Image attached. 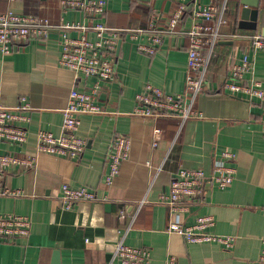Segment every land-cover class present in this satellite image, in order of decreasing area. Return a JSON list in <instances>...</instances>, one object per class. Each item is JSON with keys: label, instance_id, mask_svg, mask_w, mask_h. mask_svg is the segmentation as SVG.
I'll list each match as a JSON object with an SVG mask.
<instances>
[{"label": "crops", "instance_id": "0c3cea01", "mask_svg": "<svg viewBox=\"0 0 264 264\" xmlns=\"http://www.w3.org/2000/svg\"><path fill=\"white\" fill-rule=\"evenodd\" d=\"M61 1L0 0V12L44 17L56 25L100 21L111 28L147 27L155 13L153 24L164 28L178 3L105 0L104 16L90 19L81 11L63 9ZM242 1L199 0L218 7L228 23L222 27L210 58L206 90L195 102L201 116L184 124L174 118L154 120L134 112L136 96L146 84L174 95L185 91L189 39L183 32L191 28L195 0H188L179 32L167 36L154 56L141 53L138 42L125 39L120 43L117 77L102 84L100 92L104 113L81 116L79 134L87 142L82 157L71 160L40 154L32 170H7L4 187L23 193L0 195V216H27L33 228L29 237L13 242L0 238V264H119L115 251L120 242L148 248L151 264H165L169 256H175L178 264H250L259 260L264 248V103L257 98L230 96L223 89L232 66L244 53L254 64L246 81H260L264 88V51H252L246 38L264 35V0H259L256 29L240 27ZM69 35L80 38L82 33L72 31ZM87 37L97 39L93 31ZM62 50L58 28L45 41L33 40L11 54L4 55L0 49V104L14 108L25 97L32 108L28 142L23 146L2 142L0 154H35L39 130L62 133L63 110L71 90L94 86L95 79L60 66ZM155 129L162 130L157 146ZM119 134L131 138V156L109 186L105 183L108 155ZM225 149L236 154L237 173L229 188L208 189L201 200L184 204L186 208L176 212L160 204L180 168L210 173ZM65 184L93 190L98 199L65 210L61 199ZM123 209L125 217L120 215ZM201 216H213L215 231L236 238L234 247L191 244L168 232L172 222L191 226Z\"/></svg>", "mask_w": 264, "mask_h": 264}, {"label": "built area", "instance_id": "2783aa9c", "mask_svg": "<svg viewBox=\"0 0 264 264\" xmlns=\"http://www.w3.org/2000/svg\"><path fill=\"white\" fill-rule=\"evenodd\" d=\"M11 2L21 0H10ZM188 0H178L177 8L172 13L168 26L164 28L153 24L156 18L152 14L150 23L144 28H111L103 22L83 24L78 21L54 24L50 19L35 15H21L13 10L0 12V49L4 55L26 46L33 40L45 41L51 32L58 28L62 36V55L60 66L86 79H95L90 90L75 87L71 90L67 106L63 110L62 133L55 135L47 130H39L37 135V151L33 155L6 153L0 154V195L20 196L23 192L4 187L6 172L9 168L32 170L37 166L40 154L78 160L84 154L87 142L80 136L81 116L103 114L100 104L102 84L112 83L117 77V50L125 39L138 42V50L146 55L154 56L162 46L165 38L177 34L179 26L188 12ZM192 9L191 28L183 33L189 39L188 71L186 87L182 94H170L153 84H146L137 94V116L152 118H174L184 124L190 119L198 118L201 113L195 109L199 95L207 86V71L213 51L220 41L221 29L228 22L223 13L215 5H203L195 0ZM65 10L81 11L90 19H99L106 13L105 0H62ZM79 31L80 38H72L69 33ZM93 31L97 39L89 40L87 34ZM248 47L254 51H264V35L255 34L246 37ZM254 64L244 53L241 60L234 64L223 89L230 96H240L250 100L257 98L264 103V88L260 81L247 82L245 77L253 71ZM31 104L22 98L19 104L10 108L0 104V143L5 142L23 146L28 142L27 125L31 122ZM162 130L155 129L154 145H158V137ZM132 150L131 138L127 135H116L109 151V164L105 183L112 185L120 175L124 162L129 160ZM236 154L223 150L221 160L215 163L210 173L203 169L180 168L172 179L170 191L160 197V204L167 205L172 212L185 209L184 204L201 200L208 189L226 190L237 173ZM61 199L65 210L74 209L80 202L97 201L95 191L86 187H73L65 184L61 188ZM142 206V204L140 205ZM121 217L126 210L120 211ZM216 219L213 216H201L191 226L172 222L168 232L179 234L187 243H216L225 249H232L236 238L221 235L215 231ZM32 221L27 216H0V238L13 242L29 237L32 233ZM119 264H151V252L148 248H136L120 242L115 251ZM165 264H178L175 256H169ZM250 264H264V248L259 260Z\"/></svg>", "mask_w": 264, "mask_h": 264}, {"label": "water", "instance_id": "95a60500", "mask_svg": "<svg viewBox=\"0 0 264 264\" xmlns=\"http://www.w3.org/2000/svg\"><path fill=\"white\" fill-rule=\"evenodd\" d=\"M244 6L240 13V27L241 28H257V20L259 17V0L254 1L253 3H247L245 0L242 1ZM251 21V22H250Z\"/></svg>", "mask_w": 264, "mask_h": 264}]
</instances>
